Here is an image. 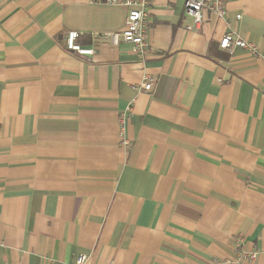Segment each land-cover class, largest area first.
<instances>
[{
    "label": "crops",
    "instance_id": "obj_1",
    "mask_svg": "<svg viewBox=\"0 0 264 264\" xmlns=\"http://www.w3.org/2000/svg\"><path fill=\"white\" fill-rule=\"evenodd\" d=\"M148 1L141 58L100 38L123 8L0 0V264H233L238 240L264 264V61L219 48L264 55V0L198 31L184 0ZM71 30L94 55L64 51Z\"/></svg>",
    "mask_w": 264,
    "mask_h": 264
},
{
    "label": "built area",
    "instance_id": "obj_2",
    "mask_svg": "<svg viewBox=\"0 0 264 264\" xmlns=\"http://www.w3.org/2000/svg\"><path fill=\"white\" fill-rule=\"evenodd\" d=\"M226 0H184V15L191 19V24L186 28L187 31H198L203 23L205 12L210 11L218 17L222 18L225 14ZM93 4L100 5L106 8H123L126 12L123 28L120 32H109L100 34V38L109 41L111 44H117L119 41L130 44L131 50L139 57H144L147 52L148 43L146 41V10L150 4L148 0H91ZM240 18L239 16L237 17ZM81 33L75 30L68 31L62 39V48L66 52H73L79 56L94 55V48L82 47L77 43ZM99 35V34H98ZM264 40V36H263ZM219 48L232 52L236 48L244 49L250 54L259 57L264 61L258 47L252 43L246 42L232 33H226L219 41ZM154 80L148 76H144L141 85L137 88L138 92L151 94L153 92ZM132 116V106H127L125 112L120 117V136L121 144L126 151L129 150V140L124 136L125 123ZM241 241L237 243V258L233 264H242L245 261H254L258 257L257 251L246 252L241 248ZM86 260L85 255H80L76 259V264H83ZM214 264L218 262L214 261Z\"/></svg>",
    "mask_w": 264,
    "mask_h": 264
}]
</instances>
